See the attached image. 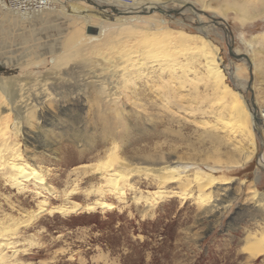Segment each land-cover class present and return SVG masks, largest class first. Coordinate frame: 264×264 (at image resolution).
Masks as SVG:
<instances>
[{
	"label": "rangeland",
	"instance_id": "obj_1",
	"mask_svg": "<svg viewBox=\"0 0 264 264\" xmlns=\"http://www.w3.org/2000/svg\"><path fill=\"white\" fill-rule=\"evenodd\" d=\"M224 2L205 0L209 7L203 9L205 5L197 0H163L159 7L167 13H156L170 28L203 36L218 47L225 83L241 94L251 112V137L236 134L232 142L210 139L206 132L215 121L205 112L207 103L217 100L207 95L204 77L192 80L193 70L180 86L184 97L171 100L170 111L161 108L156 90L150 91L143 79L137 80L139 95L130 102L121 100L126 135L137 142L126 145L121 153L128 160L135 158L131 160L139 172L129 179L135 189L127 188L120 202L108 197L115 205L112 209L39 213L42 198H35L33 192H20L0 178V234L18 249L8 264H14L15 259L21 264H264V218L252 199L257 194L264 200V11L242 21ZM15 3L5 0V8L0 6V86L5 89L10 83L13 89L17 85L27 95H34L28 97L32 102L42 91L46 101L25 116L22 109V114L15 113L7 95L0 91L4 100L0 101V117L6 118L0 121L9 122L8 132L23 150L24 162L52 184L48 170L51 176L60 175L97 162L72 159L79 150L77 145L93 146L89 138L102 131L96 85L106 87L108 82L93 77L97 72L77 60L55 70L47 62L39 68L21 67L30 57L49 58L50 51L59 48L66 37L69 25L55 2ZM231 54L247 59L237 60ZM192 63L189 59L181 64L190 69ZM235 68L239 73L234 74ZM139 104L144 105V111ZM77 137L85 143L71 144ZM251 143L254 152L241 163L245 153L249 155ZM71 148L75 152H67ZM42 155L51 162L41 161ZM189 164L196 168L182 174L189 180L196 170L232 180L227 196L233 199L222 213L209 209L214 198L224 197L219 189L206 190L213 201L201 205L194 186L170 179L159 189L151 180V171L158 166ZM73 201L84 204L80 198ZM61 203L51 199L46 208ZM251 247L259 252L253 255ZM5 254L12 252L6 250Z\"/></svg>",
	"mask_w": 264,
	"mask_h": 264
},
{
	"label": "bare ground",
	"instance_id": "obj_2",
	"mask_svg": "<svg viewBox=\"0 0 264 264\" xmlns=\"http://www.w3.org/2000/svg\"><path fill=\"white\" fill-rule=\"evenodd\" d=\"M11 1L14 2L12 5L16 6V0ZM41 1L55 2L61 6V11L67 17L66 23L68 22L69 25L67 35L59 48L50 51L49 58L30 57L27 61L24 60L21 67L36 65L39 68L47 62L46 64L55 70L69 60H77L79 65L97 72L93 77L99 81L100 78H104L108 83L107 88L102 83V85L100 83L96 85L100 95L96 100L97 117L101 121L102 131L89 138L93 146L86 145L85 148H81V144L77 145L79 150L76 158L72 159L73 162L93 159L97 162L90 167L83 165L60 175L51 176V171L48 170L47 176L50 177L52 184L45 181L38 169L24 162L23 150L18 143L12 142L8 132L9 122L0 121V178L20 192H33L35 198H42L39 213L57 211L62 214H71L96 209H112L115 205L107 200L108 197L120 202L127 188L135 189L129 183L132 175L139 172L137 165L132 161L135 158L128 160L127 157L123 158L121 153L126 145L137 142H132L126 135L123 125L125 113L121 109V100L125 98L130 102L139 95L136 91L137 80L143 79L150 91L156 90L161 108L170 111L172 110L171 100L178 96L184 97L183 88L180 86L188 77V72L193 70L195 75L192 80L204 77L209 91L207 95L217 100L215 104L210 100L205 112L215 121L206 132L210 139L232 142L236 134L251 137V112L243 104L241 94L234 92L225 83V76L219 67L220 59L217 57L218 47L203 36L170 28L165 19L156 13L158 10L167 13L165 9L159 7L163 0ZM197 1L203 5L206 4L205 0ZM221 2L227 4L236 18L242 21L254 19L264 11V0H221ZM0 6L5 8V0H0ZM207 7L209 6L205 5L203 9ZM100 8L104 10L97 11ZM249 9L253 12L250 13ZM189 59L194 63L190 69H187L184 67L185 64L181 63L182 60ZM239 70L235 68L234 74L239 73ZM176 84L179 86L176 87ZM0 91L9 98L12 110L19 114L22 109L25 116L30 113L32 107L36 105L43 107L46 101L42 91L35 95L34 102L29 101L28 97L33 98L34 95L31 93L27 95L25 89L21 90L17 85H13L12 89L10 83L5 89L0 86ZM0 101H4L1 93ZM180 101L182 104V100ZM138 107L144 111L143 104H139ZM251 116L253 123H258L256 113ZM0 119L6 118L0 117ZM116 127H120L121 131L118 132ZM83 139L77 137L71 144L75 141L85 143ZM67 152L75 151L71 148ZM253 152L251 143V151L249 155L245 153L246 156L242 158L241 163L247 162ZM41 161L51 162L44 155L41 156ZM144 162L143 159L142 163ZM190 169L196 168L190 164L181 167L161 165L151 171V180L159 189L163 188L170 179H177L184 186H194L198 192L196 199L201 205L210 203L211 195L205 194L206 190L212 187L219 189L225 195L223 194L224 197L221 199L216 197L214 201L211 200L213 203L209 209L219 210V213L227 209L233 199L232 195L227 196L228 185L232 180L213 177L199 170H196L193 178L189 180L187 175L182 176V174ZM75 198H80L84 204L73 201ZM51 199L61 200L62 203L53 208H46ZM252 199H255L254 207L260 210L264 218L262 195L255 194ZM0 236L2 237L3 234ZM1 237L0 264H8V260L11 261V258L17 255L18 249L11 245L9 238L3 236L1 239ZM251 248L253 255L259 252L256 247ZM6 250H11L12 254L6 255ZM18 262L15 259L14 264H21Z\"/></svg>",
	"mask_w": 264,
	"mask_h": 264
},
{
	"label": "water",
	"instance_id": "obj_3",
	"mask_svg": "<svg viewBox=\"0 0 264 264\" xmlns=\"http://www.w3.org/2000/svg\"><path fill=\"white\" fill-rule=\"evenodd\" d=\"M231 56H232L233 58L237 59V60L246 59L245 56H243V55H242V56H241V55H240V56H237V55H233V54H231Z\"/></svg>",
	"mask_w": 264,
	"mask_h": 264
}]
</instances>
